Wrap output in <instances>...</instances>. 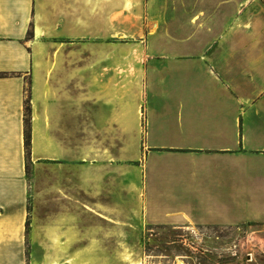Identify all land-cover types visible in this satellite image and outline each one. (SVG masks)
Instances as JSON below:
<instances>
[{
	"label": "crops",
	"instance_id": "crops-1",
	"mask_svg": "<svg viewBox=\"0 0 264 264\" xmlns=\"http://www.w3.org/2000/svg\"><path fill=\"white\" fill-rule=\"evenodd\" d=\"M137 1L0 0V264H116L122 208L264 226V0ZM117 108L123 143L150 117L139 182Z\"/></svg>",
	"mask_w": 264,
	"mask_h": 264
},
{
	"label": "rangeland",
	"instance_id": "rangeland-1",
	"mask_svg": "<svg viewBox=\"0 0 264 264\" xmlns=\"http://www.w3.org/2000/svg\"><path fill=\"white\" fill-rule=\"evenodd\" d=\"M135 7L144 8V0L135 2ZM141 37V34L137 36L134 33V40ZM165 100L172 105L171 96ZM136 109L117 108V136L118 150L120 147H127L125 156L127 154L135 160L133 165L130 164V175L139 182L142 178V167L139 164L143 161L146 120L149 127L150 117L146 111L144 114V108H138V123H135L134 128H130L131 135H128L127 143H123L120 123L129 121L130 114L136 115ZM104 114L108 117V111ZM120 185L122 182L118 178V186ZM136 197L119 193L118 201H137ZM118 211L120 227L116 264H264V226L245 224L233 228H197L188 233L152 228L147 230L142 239H138V236L134 235L136 233L130 232L129 224L134 223L130 210L122 208ZM249 211L245 210L246 213Z\"/></svg>",
	"mask_w": 264,
	"mask_h": 264
},
{
	"label": "trees",
	"instance_id": "trees-1",
	"mask_svg": "<svg viewBox=\"0 0 264 264\" xmlns=\"http://www.w3.org/2000/svg\"><path fill=\"white\" fill-rule=\"evenodd\" d=\"M29 111H30V108H29V106H27V108H26V134H25V146H26L27 153H29V147H30V133H29V130H28ZM27 226H29V223H27Z\"/></svg>",
	"mask_w": 264,
	"mask_h": 264
}]
</instances>
